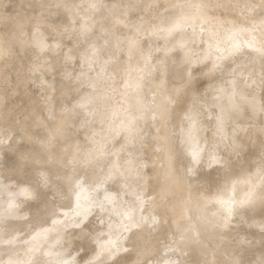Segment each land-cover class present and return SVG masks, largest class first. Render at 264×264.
I'll use <instances>...</instances> for the list:
<instances>
[{
    "label": "rangeland",
    "instance_id": "obj_1",
    "mask_svg": "<svg viewBox=\"0 0 264 264\" xmlns=\"http://www.w3.org/2000/svg\"><path fill=\"white\" fill-rule=\"evenodd\" d=\"M79 1L80 0H46V2L48 3L45 4L43 0H41L38 1L39 3H33L32 5H30L31 7H29V10L26 9V11L22 13V20L20 19L18 21L19 23L25 24L26 27L22 28L21 32L16 36H14V34L10 35L7 40L11 42V45L15 44L16 42L22 50L28 49L33 43V48L35 47L34 49H36L39 53H46L47 44L45 43L43 37L51 36L50 40L52 45L50 46H52V52L57 56L62 55V58L60 60L61 69H63L62 71L69 74V77H67L66 74H60L61 76H64L63 80L65 81V79L69 78L77 83H83L84 90L87 89V87L85 86L86 83H89L88 85L90 86V83L93 82L91 88L95 87L94 89H97L101 92L105 89L107 80L101 81L100 77H96L97 75L93 74V67L89 66L88 64H92L95 61L92 62L90 59L89 61L86 60V63H90H87L86 66L81 65L80 67V69L84 72H78L77 68L74 65L77 59V53L75 52V49L79 48L80 52V49L84 48L85 51L84 49H82L83 51L81 50V52L79 53V55H84V58H90L96 54L101 53L102 47L108 45L107 43L110 42V38L104 37V39H102L101 36H98L99 34H96L97 29L95 28L94 24L96 15L100 14L103 16H109L112 14L113 18L116 20L122 15V12L124 10L127 11L126 15H129V19H122V22L120 23L118 29H115L117 33L116 35L118 45L120 44L119 48L121 49V54L118 56L117 61H123L122 69H124L122 70L123 74L121 73V75L123 76L122 78H126V80L123 79L124 81H126L125 84H123L124 82L119 83L121 86H123V89L118 86L119 84L117 86L118 88H120L119 91L123 90V93H121L124 96H126L125 92L129 94L127 100L125 99L124 102H126V104L127 102L131 101L133 102V104L136 103L137 105L135 109H140V113L137 114V116H134L135 109L128 107V105L126 109H123V106L121 105L122 101L115 100L116 94L113 91H111L112 93L110 91L101 92L96 99L87 100L82 104L83 106L81 107H84L86 109V112H83V114L89 117L88 122V119L86 117H84L85 120L87 119L86 121L83 120L84 118L82 119L83 123L81 122V125L87 122L85 123L86 125L84 124L85 126L83 125L84 128H88L92 121H95L98 118L100 119L102 118V116L114 117L116 115V107H118L119 105L120 109L124 110H122V114L120 113L124 119V122L127 125L133 123L134 127L137 126L131 133L129 128H131L133 124L131 126L128 125V127L130 126L129 128L126 124H124L126 126L123 125L118 133H116L114 136L108 135L103 137L102 140L105 139L106 142V146L104 147V155L109 157L107 159H109L108 161L111 163L107 162V165H110L108 167L107 165L98 167V169L94 173V175L98 177V179H102L103 181H100V184L97 183L99 184L98 188L94 186L95 184L89 183L86 184V186L82 189L81 187H79L81 186V182L78 183V186L76 187L77 191L81 188L78 191L80 197L83 198L85 197L84 195H90L92 197V199H90L92 203H94V205L100 206V204L97 203V200L104 202L105 196L109 198L106 201L108 203L116 201L117 194L120 195L121 199L118 195L117 202L106 206L103 205L100 208L99 206H97L96 208L99 209H94V211H96L94 212L95 214L93 213L94 217L91 220L86 221L80 227V229L74 228L68 230L53 238L50 243L56 245L61 243L62 240L72 236L86 237L85 233L97 230L94 232L96 233L100 231L98 229L106 227L107 231H109L111 235L115 236L114 238H116L117 240L116 241L114 239L112 243L115 242V246L114 244H112L111 246L113 247V249L116 248V250H119L118 256L116 258L121 261V264H128V260L130 259L133 263L130 261L129 264H168L167 262L170 261L169 257H173V259L177 260L174 255H177L182 259H190V261L196 262L197 264H236V262H238V264H244V262H253L254 260L256 261V259L251 260V258H257L258 255H256V252L258 254L259 250L256 248H258L259 246L261 247V244L262 247H264L262 243L264 242V231H262L261 229V237H257V241L260 240L261 243L260 241H255V245L252 244L253 247H250L251 251L253 250L251 257V252L249 250L250 248H246L249 250V252L244 251V245L241 241L242 236L251 233L252 230L247 229L243 225H241L237 220V215L247 207L259 205L262 203L264 204V155L260 159L261 162L259 166H257V164L253 165L250 162L249 158V156L252 155V152L254 153V150L256 149L255 146H258V139L262 140L261 143L264 147V139H262L264 136V72H261L260 75H256L255 77H253L251 74L254 69L257 70L260 67L264 66V0H148L152 3V5L143 9H140L137 6L140 0H88L87 3L90 6V8L88 9L82 7ZM92 9L94 11H92ZM14 13V10L10 9L6 15L11 17L14 15ZM58 13L62 16L61 19H59L60 15ZM28 22L29 25H27ZM73 22L78 25L79 33H77V37L80 43H78L77 46L71 43V40L73 39L72 34H67L61 40L56 37L61 31L65 30L66 32V28L69 29L70 25ZM10 24L11 19H8L5 23L2 24L3 26H0V28H4ZM34 26H37L41 29L36 32L33 29ZM63 27L65 28L64 30ZM112 27V24H105L104 27L102 26L99 29V32L106 33V30L107 32H109ZM96 36L97 38H95ZM173 37H176V41ZM150 39H156V42L149 43ZM86 40H89L90 42L88 41L87 43ZM173 41L175 43H173ZM183 42L190 45V47L192 45V49H189L190 56H188L191 59L189 58L188 64L192 69L194 68L193 72H199V74H196V77L198 78L196 79L195 83L198 88V92L194 96L192 94L193 88H190L187 82H183V85L181 83H174V78L184 70V67L182 64H177L178 66L176 65L174 67L171 64V61L174 56H176L181 50H183L180 48V45L181 43L183 44ZM58 45H60V47ZM126 45H128L129 47H126ZM14 48L16 49V53L13 54L15 57V60L13 61L17 64H14L15 66H13V69L16 70V72L14 71L16 75H24L25 67L28 70H32V72L28 71V73H32V75L30 76L26 84L23 87H20V91L25 97H29V99L33 102L32 103L31 101H29L31 104L36 106L37 104L44 103L47 98L50 99V97L52 96L51 91H47L48 89H51L50 86L53 85L55 80H59L58 75H50L49 71L44 72V67H42L41 69L39 68L40 70L36 71L37 67L34 68V66L37 62L40 61L41 57L33 56L30 61L28 60L27 62L21 63L22 60H20V51L17 47ZM252 53L256 55L259 54L261 56L258 57V59H255L254 56L256 55H252ZM101 55L103 54L101 53ZM114 55L115 53H111L110 55L103 57L98 56V58L101 57L100 59L103 60L99 59L94 63V66L97 67V65L104 62V60L110 61L111 58H114ZM202 55H206L203 57L206 59H203ZM248 56H250L251 62L248 61V63H246ZM200 57L203 59V61L207 60L209 63H203L201 62L202 60L199 61ZM224 58L229 59L225 60L224 62V60H222ZM19 60L20 63L18 65ZM190 60H193L196 65H192V63L194 62ZM189 61L192 63H190ZM196 61L200 63H197ZM210 61L215 62L212 63L215 64L214 66L216 68L213 67V64H211ZM209 64L212 66L211 68ZM206 65L209 66V69L211 70H209L210 72L206 69ZM222 65L223 73L220 71V67L219 71L217 68L218 66L222 67ZM212 68L215 70L217 69V71L213 72L214 70L212 71ZM224 68L226 69L225 71H228L227 73L224 71ZM237 68H243V70L248 68V70H251L249 71L251 73L246 77L244 74L235 75L234 71ZM204 71L205 73L206 71H208L207 73L213 72V74H211L212 76H207L208 78L212 77L211 79H209L210 81L204 78V76L207 75V73L205 75ZM218 72L219 74L220 72L221 74H226L223 76L218 75V77L217 75H215ZM74 73L77 74L76 76L77 78L79 77L78 79L76 78ZM200 73H202L203 75L201 74L200 76ZM7 74L5 77H7ZM202 76L204 80L203 78H201ZM66 81H68V79ZM1 84L3 85V81L0 80V90H2L3 88L5 89L6 86L3 85L4 87L1 88ZM54 84L56 85V82ZM255 87H260V91H257L255 93ZM13 88L17 87H9V89L8 87L6 88L7 94L5 95L4 103L0 106V109L3 111L6 107L11 106L13 108L10 107V110L12 109V111L15 112V114L7 123V128H9V131H4V129L2 128L3 125L0 123V141L5 137H7L8 139L7 142H5L6 144L4 146L7 150L2 152L3 149L0 148V169H2L8 161L10 162V159L13 157V154L17 152V150L26 146L24 145L22 147H19V149L13 147L7 148L12 145L14 137H17L16 133L13 130L14 127H17L18 130L21 128L20 130L23 132L22 134L29 142H33L36 140V137L34 136V129L36 128V126L41 128L46 133L51 131V129L55 127L54 120L51 119L50 121L48 120L50 119V116L47 115L48 118L44 116L47 114V112L42 116L35 111L28 114H25L22 111L17 113L18 109H15V107L20 108L21 105L15 102L14 98L11 97V90H14ZM79 88L80 87H77V91L79 90ZM4 91L5 90L1 91L0 93ZM220 93L221 96L219 95ZM249 94H253L255 96L257 102H253L257 105L258 109H260L258 110L259 114L255 112L253 115L249 112L246 103L248 102L247 96H249ZM32 95L35 96L33 97ZM108 101H111V103L110 105H108L109 107H106L105 105ZM238 104H241L242 107L239 109L236 115H234L235 117L231 119L232 123L229 125L228 121L231 118L230 116H232V112H235L234 108ZM61 105L58 106L60 112L62 111ZM198 105H205L206 107L210 108V111L206 110L207 112L203 111L199 112L198 114L195 113L196 116L193 120H190L184 125H179L178 122L181 121L190 112H194V108H196ZM63 106L64 105H62V107ZM66 107L70 108V106L67 105L65 106V108ZM58 108L57 111H59ZM66 109L63 108V110ZM67 110L69 111V109ZM248 116H250L251 119H247ZM226 121L227 123H225ZM241 123L246 125H248L249 123H254V125L258 124V126L256 128H249V130H247L246 132V135H244L240 140H235L229 135V137H225L226 135L224 134L219 135L222 134V132H226L227 130L232 133V135L237 133L238 131H240L239 124ZM201 124L203 126H201ZM225 124L226 126L228 124V127H223V125ZM23 125H26V127H22ZM27 126L29 127V129H27L26 131V128H28ZM78 127V129L82 128L81 126ZM30 128H32L34 132ZM72 128H74V126ZM78 129L76 126L75 130L73 129V131H71L72 129L70 130V128H68L67 133L69 136L67 135L66 130L63 131H65L66 136H68V138L70 139L72 138L70 135L74 134L76 137V135L80 134V130L79 133L76 132V130L78 131ZM30 130L31 133H29ZM65 133L63 134V136L65 135ZM148 135L149 137L150 135L152 136L150 142H146L144 140ZM79 136H77V138ZM75 137H73L71 140H73ZM49 139H51L48 142L49 144L51 143L50 141L53 142L50 146L48 145V143L45 144L46 150L50 147L57 149L59 142H57L52 137H49ZM211 140L213 143L211 142ZM76 141L78 140L66 144L67 147L66 145L61 146V144L59 143L60 146L58 148L61 147L62 149L63 147L62 151L65 150V152H62L61 149L59 150L60 152L58 151V149H54V152L57 151L58 154L57 152L54 153L52 149H48L46 152H44L45 160L50 161L54 159L53 163L51 164L49 162L50 165L48 163V166L38 170V173H36L34 175V178L32 177V179L38 184L42 183V177H46L48 172L57 169V162L58 164L59 162H63L62 171L67 170L68 168L71 169V167H75L74 173L76 175L83 174L80 178V181L85 182L86 174L84 173L87 172L85 171V169L87 170V168H90L93 163L94 165H98L99 162L101 163L102 159L100 160V157L98 158V155H93L94 157L98 158V160H100L98 162L96 158H94L92 155H89L91 158H93V160H96L92 163L91 161L93 160L88 156L89 153L85 156L88 148L86 147L85 149V146L80 141L75 143V146H73L74 142ZM220 142L221 145H219ZM53 143L55 144V147ZM70 144L72 147H70ZM215 144L217 146H213ZM216 150H219V152L216 153ZM51 151L57 157L53 153H51ZM132 151H134V154H136V156H132ZM193 151L194 155L192 154ZM212 152H215L217 154L216 159L218 160L216 161V163V159L214 160L211 165L212 167L210 166L207 169L199 172L198 167H202L203 161L208 160L207 154H210ZM60 153L64 155H61ZM52 154L53 156H51ZM195 158L196 164L194 163ZM58 159L61 161H59ZM112 159H114L113 162ZM240 159H242V161ZM96 162L98 164H96ZM179 163L182 164V168H180V171H177ZM20 164L21 167L19 169L21 170H14L20 172H17L18 179L20 178L19 180L24 183L29 181V183L27 182V184L32 183L31 180H29L31 179L33 171L31 170L32 165H29L30 167L28 166V169H26L27 165L26 167H22V165H24L23 160L22 162H20ZM90 164L92 165L90 166ZM193 164L195 166L193 171L198 174H206L210 172L208 174L209 176L214 171V169L219 166L220 171L217 174L211 175L212 181L209 183L207 190L197 191L196 193L193 192L194 194L192 195L191 190L189 189L191 180L189 171ZM235 164H239L243 169L246 168L244 169L245 179L243 178V181H241L240 183H237L236 180L240 174H237L236 171H232L231 169V166H235ZM58 170L59 171L56 170L57 172L55 171V173L53 172L54 177L56 176L54 182L64 177V175H62L64 174V172H62L60 169ZM58 172H60V174L62 173L61 177H59L60 174ZM148 172L149 175H147ZM224 175V183L220 184V179ZM0 177L3 178V181L0 185V192L9 194L8 192H6V190H8V187L5 184L6 182H8L6 181L8 177L6 176V174H4V172H0ZM194 177L196 176L193 175V178ZM173 178H175L180 185L178 189L180 194H177V197L175 199L176 201L174 200L173 204L171 205L170 191L173 184ZM63 179H61V184H63L62 187L64 188L65 184L63 182ZM88 179L89 178H87V180ZM139 179H141V181H139ZM130 180H132L133 182H130ZM136 180L138 181L137 183L135 182ZM123 181L126 183V185L123 184ZM119 182H121V185L124 186L122 187L121 185H119ZM244 182L247 183L245 184ZM12 185L14 188H17L14 182ZM52 185L54 184L52 183L46 188L45 195L43 197V203L44 207H51L50 209L52 210H48L51 213L55 211L54 214L56 215L59 203L58 201L56 202V199L54 200L53 198L62 197L63 188L61 189L58 185H54V189H51L50 187ZM75 185H71L73 187L69 186V188L65 187L66 192L67 189L69 190L67 196L69 195V197H71V192H75ZM117 185L119 187L118 190L120 189V192L118 191L119 193L113 194V190ZM70 188L72 189V191ZM52 192L53 194L51 195L50 193ZM143 193L153 196V198L150 201L149 198H146V200H139V196H141ZM74 194L75 195L72 194V196H74L75 198L78 197L77 192ZM124 196H126V198H124ZM74 197L71 198V201L73 202L70 201L69 206H71L70 208L68 207V209L70 210V212L74 211V213L76 214L75 206L77 207V202L79 200H77L76 203L75 201L76 199H79V197L76 198L75 201ZM227 198H230L231 200ZM9 200L11 201V203H13L14 201H18V198ZM153 200L158 201L157 205ZM193 201L194 203H192ZM37 202V199L34 200V203ZM164 202H166V205ZM57 203L58 205H56ZM72 203L74 205H72ZM26 205L27 204H23L21 206L23 207ZM53 208L56 209L53 210ZM66 209H58L62 213L60 215H63V213L65 212L61 220L63 221L64 219H68L66 222L64 220V223H67L66 225L75 226L76 224L74 223H77L78 219L83 221L80 215L77 216L78 213L75 215L74 213L68 212L69 210ZM122 210H126V213L130 211L129 221L123 219L122 215H124L125 212H123ZM59 211L57 212V214H59ZM166 211L168 213H166ZM8 212L12 213V209L9 208ZM37 212L38 209L36 205L30 204L24 208V214L28 216L33 215ZM179 212H182L183 217L179 218L178 220L176 219L178 218L176 217V214ZM66 213H69V215ZM71 215L74 219L68 218L69 216L72 217ZM74 215L76 217H74ZM253 215L254 214H251L249 216L250 218H246L250 220L251 217H254ZM58 216L59 215H57V219L59 220L61 216H59V218ZM111 216H113V220L112 218H110ZM157 217H159V219ZM154 218L159 221L154 220ZM108 219H111V221ZM172 219L175 220V222L171 221ZM107 220L110 221V223L112 221L113 222L111 224H107ZM203 223H205L206 226L204 229H200L199 226H201V224ZM106 228H103L102 230H106ZM0 229L8 232L11 229V225H0ZM190 229H198L197 237L186 239L187 237L185 236V234H188ZM135 233L143 234V237L141 239L142 242H136L132 240L133 234ZM159 235L161 238L155 237ZM213 236H219L221 239L216 243H209L207 244V246L206 243ZM23 237V235L20 236L21 239H23ZM105 237L106 236H103L102 239H104ZM154 238L155 240H157L156 242ZM261 238H263V240H261ZM144 239L146 241L143 243ZM174 239L175 241L172 242ZM183 240L184 242L186 240V243L182 242ZM116 243H118V245ZM153 243L155 245H153ZM173 243L175 244L173 245ZM150 244L155 247H153L152 249V246ZM149 245L151 246V248ZM170 245L171 247H168ZM204 245L205 247H208V249L206 248L207 250H203V252L198 251L200 246ZM210 245L211 247H209ZM2 246L3 244H0V247ZM128 246H131L130 250H127ZM255 246L258 247L254 248ZM260 247L259 249H261ZM239 249H241L239 255L232 256L230 257V259L225 258L224 253H234V251H237ZM169 250H172L173 252H168ZM23 251V248H21L18 252L22 253ZM73 251L74 246L68 245L64 247L60 252H58L54 256V258L50 259L54 261L53 264H62L63 262H60L69 259L72 256ZM148 252H151L152 254H148ZM91 254L90 251L88 252V250L83 249L80 254L74 257L76 264H89L90 261L92 262V264H96L95 254ZM146 254L148 257L146 256ZM46 256H50V254L48 253L46 254ZM101 258L103 257L101 256ZM173 259H171L172 263L177 264L178 260L176 262H173ZM0 264H5V261L1 259Z\"/></svg>",
    "mask_w": 264,
    "mask_h": 264
},
{
    "label": "bare ground",
    "instance_id": "obj_2",
    "mask_svg": "<svg viewBox=\"0 0 264 264\" xmlns=\"http://www.w3.org/2000/svg\"><path fill=\"white\" fill-rule=\"evenodd\" d=\"M38 1H41V0H1L0 1V26H3L2 24L3 23H5L8 19H11V24L10 25H8V26H6V27H4V28H0V80L1 81H3V85L4 86H6L5 87V89L3 88L4 86L2 85L1 86V88H3L2 90H0V92L1 91H3V90H5L4 92H2V93H0V106L4 103V99H5V95L7 94L6 93V88L8 87V89H9V87H17V88H13L14 90H11L12 91V93H11V97H13L14 98V100H15V102H17L18 104H20L21 105V107L20 108H17V107H15V109H18V111H17V113H19L20 111H22L23 113H25V114H28V113H33L34 111L35 112H37L39 115H44V113H46L47 112V114L46 115H44V116H46L47 117V115L48 116H50L49 118L50 119H48V120H50L51 121V119H53L54 120V122H55V127L53 128V129H51V131H49V132H44L41 128H39L38 126H36V128L34 129V127H33V129H34V131H33V129L32 128H30L34 133H35V137H36V142L35 141H33V142H29L27 139H25V137H24V135L22 134L23 132L19 129L18 130V128L17 127H14V132L16 133V136L17 137H14V140H13V143H12V145H10L9 147H7V148H18L19 149V147H22V146H24V145H26L24 148H20L19 150H17V152L15 153V154H13V157L10 159V162L8 161L6 164H5V166L2 168V169H0V172L2 173V172H4V174H6V176L8 177V179L6 180V181H8V182H6L5 184H6V186L8 187V190H6V192H8L9 194H4V193H1L0 192V225H4V224H7V225H11V229L7 232V231H4V230H1L0 229V244H3V246L2 247H0V260L1 259H3L4 261H5V264H53V260L52 259H50V258H54V256L58 253V252H60L64 247H66V246H68V245H71V246H74V251H73V253H72V256L69 258V259H67V260H65V261H61L60 263H62V264H76V262H75V259H74V257L75 256H77L78 254H80L81 252H82V250L83 249H86V250H88V252L90 251V254L92 253H94L95 254V258H96V256H97V253H100L101 251H102V249H105V250H108V248H110V249H113V247L111 246L112 244H114V246H115V242L114 243H112L113 242V240L115 239L116 240V238H114L115 236H113V235H111L110 233H109V231H107V228L106 227H103L104 229L106 228V230H102L103 228H100V229H98V230H100V231H98V232H96V233H94L95 231H97V230H95V231H90V232H87V233H85V235H86V237L85 236H80V237H74V236H72V237H69V238H67V239H64V240H62V242L61 243H59V244H56V245H53V244H51L50 242L52 241V239L53 238H55L56 236H58V235H60V234H62V233H64V232H66V231H68V230H71V229H74V228H78V229H80V227L86 222V221H88V220H91L94 216H93V213L94 212H96V211H94V209H99L100 207H101V202L102 201H99V200H97V203L98 204H100V206L99 205H94V203H92V201H91V199H92V197L90 196V195H84L85 197H80V194L78 193V191L82 188H84L85 186H86V184H95L94 186H96V188H98L99 187V184H100V181H103L102 179H98V177H96L95 175H94V173H95V171L98 169V167H102V166H106L107 165V162L108 163H111V162H109L108 160L109 159H107V158H109V157H107V156H105L104 155V151H105V149H104V147L106 146V142H105V139H103L102 140V138L103 137H105V136H108V135H111V136H114L116 133H118V131L120 130V128L124 125V124H126L125 122H124V119H123V117H122V110L123 109H126V107H127V105H128V107H130V108H136V103H134L133 104V102L131 101V102H127V104H126V102H124V100L126 99L127 100V98H128V95L129 94H127V92H125L126 94V96H124L122 93V89H123V86H121L119 83H122V82H124L123 84H125V82L126 81H124V80H126V78H122L123 76L121 75V73H122V70L124 69H122V67H123V64H122V62H119V61H117V58H118V56L121 54V49L119 48L120 47V44L118 45V40H117V33H116V30L115 29H118V27H119V25H120V23L122 22V19L123 20H126V19H129V15L127 14L126 15V13H127V11H123L122 12V15L118 18V19H114L113 18V15L111 14V15H107V16H103V15H96V19H95V21H94V24H95V28L97 29L96 31V34H99L98 36H101V38L102 39H104V37H109L110 38V42L109 43H107L108 45H106L105 47H102V49H101V53L103 54V55H101V53H99V54H96V55H94L93 57H90V58H88V57H86V58H84L82 55H79V53L81 52V50L82 49H84V48H82V49H80V52H79V48L78 49H75V52L77 53V59H76V62H75V67L77 68V70H78V72H80V73H83L84 71H82L81 69H80V67H81V65H85L86 66V64L87 63H90V62H87L86 63V60L87 61H89V59L93 62V61H98L101 57H103V56H108V55H110L111 53H115V55H114V58H111L110 59V61H108V60H104V62H106V63H104V62H102V63H100L99 65H97V67H95L94 66V63H90V64H88L89 66H91V67H93V74L94 75H97L96 77H100V80L102 81H106L107 80V82H106V86H105V89L103 90V91H101V92H104V91H113L115 94H116V96H115V100L117 101V100H121L122 102H121V105L123 106V109H120V105L118 106V107H116V115L114 116V117H112V116H102V118H98V119H96L95 121H92V123L88 126V128H84V126L86 125L85 123H87L88 121H89V117L87 116V115H84L83 114V112L85 113L86 112V109L84 108V107H81V106H83L82 104L85 102V101H87V100H93V99H96L97 98V96L101 93L99 90H97V89H94L95 87H92L91 88V85H92V83L93 82H91L90 83V86L86 83L85 84V86L87 87V89H85L84 90V85H83V83H77V82H75V81H73V80H71V79H69V78H67L68 79V81H66L67 79H65V81L63 80V77L64 76H61L60 74H66L67 75V77H69L68 75V73H66V72H64V71H62L63 69H61V63H60V60H61V58H62V55H60V56H57L55 53H53L52 52V46H50V45H52L51 44V36H45V37H43V39H44V41H45V43L47 44V46H46V53H39L36 49H34L33 48V43L31 44V46L28 48V49H26V50H22L18 45H17V43L15 42V44H13V45H11V42H9L8 40H7V38L10 36V35H13L14 34V36H16V35H18L20 32H21V30H22V28H24V27H26V25L25 24H22V23H19L18 21L21 19V17H22V13L23 12H25L26 11V9L27 10H29V7H31L30 5H32L33 3H37ZM134 1V0H133ZM229 1V0H228ZM43 2L45 3V4H47L48 2H46V0L44 1L43 0ZM88 2V0H80L79 1V3H80V5L82 6V7H85V9H88V8H90V6H89V4L87 3ZM39 3V2H38ZM62 3H64V2H62ZM66 3H68V2H66ZM78 3V4H79ZM50 4V3H49ZM37 5V4H36ZM57 5V4H56ZM105 5V4H104ZM152 5V3L150 2V1H148V0H140L139 2H138V7L140 8V9H143V8H147V7H150ZM72 6V5H71ZM77 6V5H76ZM130 6V5H129ZM233 6H234V4H233ZM49 7V6H48ZM95 7V6H94ZM60 8H62V7H60ZM138 8V9H139ZM10 9H13L14 10V15L13 16H11V17H9L8 15H6L8 12H9V10ZM66 9V8H65ZM151 9V8H150ZM31 10H33V9H31ZM70 10V9H69ZM77 10V9H76ZM107 10V9H106ZM59 11V10H58ZM86 11H89V10H86ZM92 11H94L93 9H92ZM97 11V10H96ZM168 12V11H167ZM98 13V12H97ZM59 14V13H58ZM57 14V15H58ZM68 14V13H67ZM130 14V13H129ZM183 14V13H182ZM25 15V14H24ZM60 15V14H59ZM64 15V14H63ZM132 15V14H131ZM130 15V16H131ZM56 16V15H55ZM66 16V15H65ZM94 16V15H93ZM92 16V17H93ZM135 16V15H134ZM9 17V18H8ZM29 17V16H28ZM27 17V18H28ZM61 15H60V18L59 19H61ZM54 18V17H53ZM70 18V17H69ZM58 19V20H59ZM68 19V18H67ZM22 20V19H21ZM23 20H24V18H23ZM62 20H63V18H62ZM71 20V19H70ZM27 21V20H26ZM29 21V20H28ZM24 22V21H23ZM123 22H125V21H123ZM237 22V21H236ZM51 23V22H50ZM56 23H57V18H56ZM181 23V22H180ZM105 24H112L113 25V27H112V29L109 31V32H107V30H106V33H104V32H99V29L103 26L104 27V25ZM168 24V23H167ZM27 25H29V22L27 23ZM69 25V24H68ZM85 25V24H84ZM87 26H89V25H87ZM85 28V27H84ZM33 29H34V31H36V32H38L39 31V29H41V28H38L37 26H34L33 27ZM65 28L63 27V30H64ZM67 30H66V32H65V30L64 31H61L60 33H59V35L58 36H56L58 39H63V37H65L67 34H72L73 35V39L71 40V43H73L74 45H76L77 46V44L78 43H80V41H79V39H78V34L77 33H79L78 32V25L76 24V23H72L71 25H70V27H69V29L68 28H66ZM46 30H47V28H46ZM24 31V30H23ZM22 31V32H23ZM35 33V32H34ZM49 33V32H48ZM47 33V34H48ZM53 33V32H52ZM56 33V32H55ZM161 33V32H160ZM119 36V35H118ZM54 37V36H53ZM55 37V38H56ZM150 37V36H149ZM95 38H97V36L95 37ZM174 38V40H175V38L176 37H173ZM173 38H172V40H173ZM65 39V38H64ZM126 40V39H125ZM59 41V40H58ZM85 41V40H84ZM89 41V40H88ZM88 41L86 40V42L88 43ZM127 41V40H126ZM176 41V40H175ZM32 42V41H31ZM40 42V41H39ZM61 42V41H60ZM90 42V41H89ZM151 42H156V39H150V41H149V43H151ZM173 43H175L174 41H173ZM190 44V43H189ZM36 45V44H35ZM61 45V44H60ZM60 45H58L59 47H60ZM130 45V44H129ZM176 45V44H175ZM56 46V45H55ZM14 47H17L18 49H19V51H20V60H22L21 61V63L23 62H27L28 60L30 61L32 58H33V56H37V57H41L40 58V61L39 62H37L36 63V65L34 66V68L35 67H37L36 68V71H39L42 67H44V69L43 70H45L44 72H46V71H49V74L50 75H54V74H56V75H58V78H59V80H55L54 81V83L56 82V85L53 83V85H54V87H53V85H51L50 87H51V89H48V91L47 92H50L51 91V97H50V99H46V101L44 102V103H42V104H37L36 106L35 105H33V104H31L29 101H31L30 99H29V97H25L24 95H23V93L20 91V87H23L25 84H26V82L28 81V79L30 78V76L32 75V73L30 74V73H28V71H30V72H32V70H28L26 67L24 68L25 70V73L24 72H22V73H24V75H16V70L15 69H13L14 67L13 66H15L14 64L16 63V62H14L13 60H15L14 58V55L13 54H15L16 53V49L14 48ZM58 47V48H59ZM126 47H129L128 45H126ZM41 48V47H40ZM180 48L181 49H183V50H179L180 52H179V54H177L176 56H174L173 57V59H172V61H171V64L175 67L177 64H182L183 65V67H184V70L178 75V76H176L175 78H174V83H183V82H187L188 84H189V86H190V88H193V91H192V94H193V96L195 95V94H197V86L195 85V83H196V79L198 78V77H196V74H199V72H196L195 73V71L193 72V69L191 68V66L188 64V60H189V56H190V54H189V49L191 48L192 49V45H191V47H190V45H188L187 43H184L183 42V44L181 43V45H180ZM234 49V48H233ZM83 51V50H82ZM84 51H85V49H84ZM44 52V51H43ZM191 52V51H190ZM129 53V52H128ZM229 53V52H228ZM255 53V52H254ZM72 54V53H71ZM126 54V53H125ZM74 55V54H73ZM189 55V56H188ZM226 55H229V54H226ZM225 55V56H226ZM252 55H256V54H253L252 53ZM64 56V55H63ZM92 56V55H91ZM98 56H101V57H99L98 58ZM204 56H206V55H204ZM203 55H202V58L204 57ZM232 56V55H231ZM261 55H259V54H257L256 56H254L255 57V59H258V57H260ZM74 57V56H73ZM253 57V58H254ZM201 57H200V59H199V61L200 60H202L201 62H206L207 64L209 63L207 60L205 61H203V59H206V58H203L202 59ZM226 58V57H225ZM222 59V60H224V62H225V60H228V59ZM231 58V57H230ZM252 58V57H251ZM191 59V58H190ZM254 59V60H255ZM20 60H19V62H18V65H19V63H20ZM100 60H103V59H100ZM17 61H18V59H17ZM190 61H192V62H194L193 60H190ZM189 61V62H190ZM245 61V60H244ZM248 61H250L251 62V59H250V56H248V58H247V60H246V63H248ZM13 62V63H12ZM192 62H190V63H192ZM197 63H200V62H198V61H196ZM211 62V61H210ZM213 63H215L214 61H212ZM211 62V64H213ZM64 63V62H63ZM195 63V62H194ZM194 63H192V65H196V63L194 64ZM205 63V64H206ZM223 63V62H222ZM221 63V64H222ZM17 64V63H16ZM226 64H227V62H226ZM24 65V64H23ZM215 64H213V67L214 68H216L215 66H214ZM238 65V64H237ZM236 65V66H237ZM22 66V65H21ZM178 66V65H177ZM190 66V67H189ZM209 66H210V68L212 67L210 64H209ZM209 66L208 65H206V69L209 71L210 69H209ZM227 66V65H226ZM208 67V68H207ZM219 67L221 68V72L223 71V65H222V67L221 66H218L217 68H218V71H219ZM238 67V66H237ZM29 68V67H28ZM40 68V69H39ZM225 68H227V67H225ZM224 68V71L226 70ZM229 68V67H228ZM22 69V68H21ZM75 69V68H74ZM231 69V68H230ZM214 70V71H213ZM11 71V72H10ZM15 71V72H14ZM23 71V70H22ZM71 71V70H70ZM75 71V70H74ZM208 71H206V73L208 72ZM211 71V70H210ZM209 71V72H210ZM212 71L213 72H216L217 71V69L215 70V69H213L212 68ZM249 71H251V70H248V68L247 69H244L243 70V68H237L235 71H234V74L235 75H241V74H244L245 75V77L248 75H250V73L251 72H249ZM257 71H259V72H257ZM87 72V71H86ZM213 72L212 73H207V75H206V73H205V71H204V73H205V75L206 76H204V78L205 79H211L212 77H210V78H208L209 76L208 75H211V74H213ZM221 72H220V74H219V72L217 73V74H215V75H221V76H223V75H225L228 71H225L226 73H224V74H221ZM261 72L263 73L264 72V66H262V67H260L259 69H257V70H253L252 71V76L253 77H255L256 75L258 76V75H260L261 74ZM8 73V74H7ZM11 73V74H10ZM21 73V72H20ZM79 73V74H80ZM88 73V72H87ZM203 73V72H202ZM202 73H200V76H201V74ZM223 73V72H222ZM6 74H7V77H5L6 76ZM123 74V73H122ZM42 75V74H41ZM74 75L76 76L77 74H75L74 73ZM90 75V74H89ZM203 75V74H202ZM36 76V75H35ZM61 76V77H60ZM120 76V77H119ZM208 76V77H207ZM212 76V75H211ZM227 76V75H226ZM66 77V76H65ZM91 77V76H90ZM119 77V78H118ZM216 77V76H215ZM219 77V76H218ZM73 78H74V76H73ZM76 78H77V76H76ZM79 78V77H78ZM77 78V79H78ZM93 78V77H92ZM118 78V79H117ZM122 78V79H121ZM201 78H203V76L201 77ZM200 78V79H201ZM204 78H203V80H204ZM43 79V78H42ZM57 79V78H56ZM124 79V80H123ZM130 79V78H129ZM214 79V78H213ZM92 80V79H91ZM121 80H123V81H121ZM202 80V79H201ZM247 80V79H246ZM43 81V80H42ZM121 81V82H120ZM210 81V80H209ZM212 81V80H211ZM221 81V80H220ZM5 82V83H4ZM41 82V81H40ZM43 83H45V82H43ZM208 83V82H207ZM220 83V82H219ZM119 84V85H118ZM250 84V83H249ZM255 84V83H254ZM45 85V84H44ZM47 85V84H46ZM100 85V84H99ZM104 85V84H103ZM120 86V88H122L121 90L122 91H119V89L120 88H118V86ZM176 85V84H175ZM183 85V84H182ZM125 86V85H124ZM262 86H263V84H262ZM53 87V88H52ZM77 87H80L79 88V90L77 91ZM85 87V88H86ZM180 88V87H179ZM260 88V87H259ZM259 88H257V87H255V93L258 91H260V89ZM42 89V88H41ZM263 89V88H262ZM44 90V89H43ZM101 90V89H100ZM167 90V89H166ZM190 90H192V89H190ZM42 92H44V91H42ZM122 92V93H121ZM112 93V92H111ZM222 93V92H221ZM221 93L219 94L220 96H221ZM227 93H228V89H227ZM191 94V95H192ZM86 95V96H85ZM109 95V94H108ZM114 95V94H113ZM225 95H226V92H225ZM33 96V95H32ZM35 96V95H34ZM33 96V97H34ZM109 97V96H108ZM114 100V101H115ZM201 101H203V100H201ZM247 101L248 102H246L247 103V108H248V110H249V112L251 113V114H253L254 115V113L256 112L257 114H259L258 113V110H260V109H258V107H257V105L255 104L256 102H257V100L255 99V96L253 95V94H249V96H247ZM255 103H254V102ZM32 102V101H31ZM120 102V101H119ZM22 103H23V105H22ZM33 103V102H32ZM105 103V102H104ZM110 103H111V101H108L107 102V104L105 105L106 107H109L108 105H110ZM64 105L63 107H62V105ZM114 104V103H113ZM217 104V103H216ZM59 105H61V108H62V111L60 112V109L58 108V106ZM70 106V108L69 107H66L67 109H69V111L65 108V106ZM10 107L11 106H8V107H6L5 108V110L3 111V110H1L0 109V123L3 125V129H4V131H9V128H7V123L9 122V120L12 118V116L15 114V112H13L12 111V109L10 110ZM242 106H241V104H238V105H236V107L234 108L235 110V112H232V116H230L231 118L229 119V121H228V123H229V125L232 123V121H231V119L232 118H234L235 116L234 115H236V113L239 111V109L241 108ZM11 108H13V107H11ZM57 108H58V110L59 111H57ZM63 108L64 109H66V110H63ZM119 108V109H118ZM195 110H193L194 112H190L189 114H187L181 121H179L178 123H179V125H184V124H186L187 122H189L190 120H193L194 119V117L196 116L195 115V113L196 114H198L199 112H203V111H206V110H209L210 111V108L209 107H206L205 105H198L196 108H194ZM14 110V109H13ZM66 111V112H65ZM124 111V110H123ZM207 112V111H206ZM51 113V114H50ZM121 113V114H120ZM140 113V109H135V112H134V116L136 115L137 116V114H139ZM191 113H193V114H191ZM201 114V113H200ZM82 117H81V116ZM78 116H79V118H78ZM84 117H86L87 119V122H85L83 125H81V122L83 123V120H85V118ZM112 117V118H111ZM48 118V117H47ZM84 118V119H83ZM126 118V117H125ZM152 118V117H151ZM251 119V117L250 116H248L247 117V119ZM261 118V117H260ZM83 119V120H82ZM82 120V121H81ZM85 120V121H86ZM227 121L225 122V123H227ZM80 122V123H79ZM130 123V122H129ZM133 123H131V124H128V125H132ZM222 124H223V122H222ZM31 125V124H30ZM127 125V124H126ZM126 125H124V126H126ZM128 125H127V127H128ZM263 125V124H262ZM26 127V125H23L22 127ZM32 126V125H31ZM74 126V128H72ZM75 126L77 127V129L79 128L78 126H81L82 128L81 129H78V131L76 130V132H78L79 133V130H80V136L79 135H76V137H75V135L74 134H72L71 133V131H73V129L75 130ZM129 126V127H130ZM201 126H203L202 124H201ZM239 126H240V131H238L237 133H235V134H233L232 135V133H230L228 130L226 131V132H222V134H219V135H226L225 137H227L228 135L230 136V137H232L233 139H235V140H240L244 135H246V132H247V130H249V128H256L257 126H258V124H255L254 125V123H249L248 125H246V124H243V123H241V124H239ZM24 127V128H25ZM28 127V126H27ZM128 127V128H129ZM135 127H137V126H135ZM135 127H134V124L131 126V128H129L130 129V132L132 133V131L133 130H135ZM223 127H228V124H227V126H226V124L225 125H223ZM223 127H222V129H223ZM68 128H70V133L72 134V135H74V136H72V135H70L72 138L73 137H75L73 140H71L72 138H68V133H67V131H68ZM127 128V129H128ZM200 128H203V127H200ZM205 128V127H204ZM23 129V128H22ZM27 129H29V127L28 128H26V131H27ZM125 129V128H124ZM208 129V128H207ZM12 130V131H13ZM31 130H30V132L29 133H31ZM63 130H66V133H67V135L68 136H66V133H65V131H63ZM82 130V131H81ZM75 132V131H74ZM121 132V131H120ZM128 132V131H127ZM19 133V134H18ZM33 133V134H34ZM65 133V135L63 136V134ZM78 133H75V134H78ZM127 134V133H126ZM125 134V135H126ZM128 135H130V134H128ZM264 135V134H263ZM262 135V136H263ZM77 136H79L78 138H77ZM228 136V137H229ZM261 136V137H262ZM49 137H52L53 139H55L57 142H59L60 144H61V146H65L66 144H69L70 142L72 143L73 141H75V140H78V141H76V142H74V145L73 146H75V143H77V142H81L85 147V149H86V147L88 148V150H89V152H88V150L86 151V153H85V156L88 154V156L89 155H98V158L100 157V160H101V163L99 162L100 160H98V158H96V157H94V158H96V160H98V162H99V164L96 162V164H98V165H94V161H96V160H93V158H91L90 156V158L93 160V161H91L92 163H93V165L92 164H90V168H87V170L85 169V171H87L86 173H84V174H86V180H85V182H82V181H80V178H81V176L83 175V174H81V175H76L74 172H75V167H71V169L70 168H68L67 170H63L62 171V164H63V162H59V164H58V162L56 163L57 164V169H55L54 171H51V172H48V174H47V176L46 177H42V183H40V184H42V185H40V184H38L36 181H34L33 179H32V177L34 178V175L36 174V173H38V170H40V169H43L44 167H46V166H48V163L50 162L51 164L53 163V160H50V161H46L45 160V157H44V152H46L48 149H52V151L54 152V149L55 148H48L47 150H46V147H45V144L46 143H48L49 142V140H51V139H49ZM62 137H63V139H62ZM67 137V138H66ZM128 137V136H127ZM151 135H150V137H149V135L147 136V138L146 139H144L146 142H150V140H151ZM224 137V138H225ZM126 138V137H125ZM165 138V137H164ZM163 138V139H164ZM131 139V138H130ZM262 139H264V136H263V138ZM7 137H5V138H3L1 141H0V148L1 149H3L2 150V152L3 151H5V150H7L4 146H5V142H7ZM221 141V140H220ZM256 141H257V139H256ZM256 141H255V143H256ZM261 141L262 140H259L258 139V146L256 147L255 146V150H254V153L252 152V155H250L249 156V158H250V162L254 165V164H257V166H259L260 165V162H261V158L263 157V155H264V147H263V144L261 143ZM51 143L49 144L48 143V145L50 146L51 144H52V142L53 141H50ZM56 142V143H57ZM211 142H212V140H211ZM219 142V141H218ZM218 142H217V145H218ZM55 143V142H54ZM53 143V144H54ZM58 143V147L60 146V144ZM213 143V142H212ZM264 143V142H263ZM176 144V143H175ZM224 144V143H223ZM48 145H47V147H48ZM87 145V146H86ZM216 144L215 145H213V146H217ZM219 145H221V142H220V144ZM256 145H257V143H256ZM53 146V145H52ZM56 146H57V144H56ZM69 146V145H68ZM175 146H177V145H175ZM211 146V145H210ZM210 146H209V149H210ZM54 147H55V144H54ZM57 147V149H58V151L61 149V147L60 148H58ZM66 147H67V145H66ZM70 147H72L71 146V144H70ZM83 147V146H82ZM69 148V147H68ZM217 148V147H216ZM221 148V147H220ZM57 149H55V150H57ZM62 149H63V147H62ZM62 149H61V151H62ZM64 149H65V147H64ZM67 149V148H66ZM83 149V148H82ZM84 150V149H83ZM181 150V149H180ZM51 151V153H53ZM64 152H65V150H63ZM62 151V152H63ZM110 151V150H109ZM217 152L216 153H218L219 152V150H216ZM55 152H57V151H55ZM54 152V153H55ZM60 152V151H59ZM84 152V151H83ZM168 152V151H167ZM171 152H172V149H171ZM53 153V154H54ZM96 153V154H95ZM133 153V155L132 156H136V154H134V151H132L131 152V154ZM215 152H212V153H210V154H207V161H203V163H202V167H201V165H200V167L201 168H199L198 167V171L200 172V171H203V170H205V169H207L208 167H210L211 165H212V163L214 162V160L216 159V154ZM48 154V153H47ZM53 154L51 155V156H53ZM57 154H58V152H57ZM61 154V153H60ZM65 154H68V153H65ZM172 154V153H171ZM176 154V153H175ZM192 154L194 155V151L192 152ZM240 154V153H239ZM55 155V154H54ZM61 155H64V154H61ZM60 155V156H61ZM84 155V154H83ZM206 155V154H205ZM56 156V155H55ZM54 156V157H55ZM68 156V155H67ZM70 156V155H69ZM176 156V155H175ZM203 156V155H202ZM54 157H52V158H54ZM57 157V156H56ZM65 157H66V155H65ZM129 157H131V156H129ZM61 158H63V157H61ZM87 158V157H86ZM219 158V157H218ZM225 158V157H224ZM22 160H23V163H24V165H22V167L23 166H25L26 167V165H27V168L26 169H28V166L29 165H32L31 166V170H33L32 171V175H31V179H29V180H31V182L32 183H30V184H27V182L29 183V181H27L26 183H24V182H22V181H20L19 179H18V174H17V172H19V171H14L15 169H17V170H21V169H19L21 166V164H20V162H22ZM59 160V159H58ZM205 160V159H204ZM218 159H216L215 160V163H216V161H217ZM241 161H242V159H240ZM260 160V161H259ZM44 161H45V163L47 164H45L44 163ZM52 161V162H51ZM59 161H61V160H59ZM90 161V160H89ZM114 161V159H112V162ZM169 161V160H168ZM221 161V160H220ZM219 161V162H220ZM240 161V162H241ZM0 162H1V160H0ZM27 162V163H26ZM91 162H89V163H91ZM104 162H105V164H104ZM239 162V163H240ZM26 163V164H25ZM50 163H49V165H50ZM194 163L196 164V158H195V160H194ZM198 163V162H197ZM250 164V163H249ZM181 163H179L178 164V168H177V171H180V168H182L181 167ZM216 165V164H215ZM214 165V166H215ZM228 165V164H227ZM108 166H110V165H107V167ZM30 167V166H29ZM176 167H177V165H176ZM194 164L192 165V167H191V169H190V171H189V175L191 176V180H190V184H189V189L191 190V193H192V195L194 194V193H196L197 191H205V190H207L208 189V186H209V183L212 181V178H211V175H214V174H217V173H219V167H216L215 169H214V171L208 176V174L210 173H206V174H198V173H195V171H193L194 170ZM212 167V166H211ZM232 168V171H236L237 172V174H240L239 176H238V178L236 179L237 180V183H240L241 181H243V178H244V176H245V170L244 169H246V168H242L239 164H235V166L233 165V166H231ZM245 167V166H244ZM104 168V167H103ZM58 169H60L62 172H64V174H62V175H64V179L63 178H61V179H63V182H64V184L66 185H64V188L62 187V185L63 184H61V179L60 180H57V181H55L54 182V180L56 179V176L54 177V173H55V171L57 170V171H59ZM30 170V171H31ZM175 170V169H174ZM223 170V169H222ZM49 171V170H48ZM56 171V172H57ZM60 171V172H61ZM114 171V170H113ZM225 171V170H224ZM231 171V172H232ZM12 174H11V173ZM24 172V171H23ZM54 172V173H53ZM60 172H58L59 174H60ZM223 172V171H222ZM227 172V171H226ZM20 173V172H19ZM22 173V172H21ZM57 173V174H58ZM66 173V174H65ZM228 173V172H227ZM234 173V172H233ZM244 173V174H243ZM9 174V175H8ZM25 174V173H24ZM56 174V175H57ZM61 174L59 175V177H61ZM22 175V174H21ZM147 175H149V172L147 173ZM165 175V174H164ZM193 175H195L196 177H194L193 178ZM254 175H255V173H254ZM58 176V175H57ZM22 177V176H21ZM94 177H95V179H94ZM147 177V176H146ZM87 178H89L88 180H87ZM162 178H164V177H162ZM227 178V177H226ZM23 179V178H22ZM224 179H225V175L224 176H222V178L220 179V184H223L224 183ZM245 179V178H244ZM33 180V181H32ZM166 180V179H165ZM169 180V179H168ZM258 180H259V178H258ZM2 181H3V178H1L0 177V185H1V183H2ZM132 180H130V182H131ZM139 181H141V179H139ZM245 181V180H244ZM13 182L15 183V185H16V187L17 188H14L13 187ZM20 182V183H19ZM81 182V183H80ZM124 182V181H123ZM133 182V181H132ZM136 183L138 182L137 180L135 181ZM134 182V183H135ZM183 182V181H182ZM54 184V185H58L61 189L63 188V192H62V197H55V198H53L56 202L58 201V203H59V205H58V203L56 204V205H58V209L59 210H62V209H66V207H67V209H68V207L70 208V206H69V204H70V201H71V198H73L74 196H72V194L73 195H75L74 193H76L77 192V195H78V197H79V199H76V198H78V197H74V201H75V199H76V201H75V203L77 202V200H79L78 202H77V207L75 206V208H76V214H77V216L78 215H80V217H82L81 219H83V221L82 220H80V219H78V221H77V223H79V224H77V223H74V224H76L75 226H73V225H66L67 223H64V218L65 217H67L68 215H69V213H66V214H68L67 216H65L63 219V221L61 220V218H62V216L64 215V213H63V215H60V214H62L61 213V211H59L58 209H57V212L59 211V214H57V212H56V215L54 214L55 213V211L53 212V213H51L50 211L52 210V209H50V208H47V207H44V203H43V197H44V195H45V191H46V188L50 185V184ZM78 183H80V185L81 186H79V187H81L78 191H77V189H76V187L78 186L77 184ZM97 183H99V184H97ZM103 183V182H102ZM120 184L119 185H121V182H119ZM245 183V182H244ZM247 183V182H246ZM245 183V184H246ZM76 184V185H75ZM123 184H125L126 185V183L124 182ZM54 185H52L50 188L51 189H54ZM71 185H75V192L74 193H72L71 192V194H70V196L71 197H69V195L67 196V193H68V189H67V192L65 191L66 189H65V187L67 188H69V186H71ZM163 185H164V183H163ZM122 186V185H121ZM124 186V185H123ZM122 186V187H123ZM138 186V185H137ZM179 183H178V181L175 179V178H173V184H172V188H171V191H170V199H171V205L173 204V202H174V200L176 199V197H177V194H180L179 193V191H178V189H179ZM71 187H73V186H71ZM165 187V186H164ZM118 185L116 186V188L113 190V194H117V193H119L120 192V189L118 190ZM232 188V187H231ZM255 188V187H254ZM253 188V189H254ZM258 188V187H257ZM71 189V188H70ZM235 189V188H234ZM74 190V189H73ZM99 190V189H98ZM251 190V189H250ZM71 191H72V189H71ZM119 191V192H118ZM144 191V190H143ZM164 191V190H163ZM194 192V193H193ZM154 193V192H153ZM234 193V192H233ZM255 193V192H254ZM51 195L53 194V192L52 193H50ZM7 195V196H6ZM76 195V196H77ZM118 195L119 194H117V200H118ZM159 195V194H158ZM119 197H120V195H119ZM163 197V196H162ZM161 197V198H162ZM168 197V196H167ZM15 198H18V201H14L13 203H11V201L9 200V199H15ZM81 198V199H80ZM91 198V199H90ZM124 198H126V196H124ZM123 198V199H124ZM146 198H149V201L153 198V196H150V195H146V194H142L141 196H139V200H146ZM164 198V197H163ZM214 198V197H213ZM38 200V202L37 203H34V200ZM120 199H121V197H120ZM119 199V200H120ZM190 199V198H189ZM227 199H230V198H227ZM52 200V199H51ZM73 200V199H72ZM117 200L116 201H114V202H110V203H108V202H106V201H104L103 202V205L104 206H106V205H110V204H113V203H115V202H117ZM125 200H127V199H125ZM213 200H215V199H213ZM224 200V199H223ZM231 200V199H230ZM54 201V202H55ZM154 201V203L157 205V203H158V201H155V200H153ZM176 201V200H175ZM226 201V200H225ZM237 201V200H236ZM248 201H249V199H248ZM257 201V200H256ZM55 202V203H56ZM71 202H73V201H71ZM139 202V201H138ZM144 202V201H143ZM162 202V201H161ZM222 202V201H221ZM22 203V204H21ZM150 203V202H149ZM165 203V205H166V202H164ZM192 203H194V201L192 202ZM258 203V202H257ZM260 203V202H259ZM262 203V202H261ZM23 205V204H27L26 206H28V205H30V204H32V205H36V207H37V209H38V212L37 213H35V214H33V215H30V216H28V215H26V214H24V208L26 207V206H21V205ZM152 204V203H151ZM185 204V203H184ZM211 204V203H210ZM38 205V206H37ZM72 205H74L73 203H72ZM141 205H143V204H141ZM161 205V204H160ZM191 205V204H190ZM194 205V204H193ZM192 205V206H193ZM97 206H99V208H96ZM155 206V205H154ZM162 206V205H161ZM52 207H53V205H52ZM57 207V206H56ZM74 207V206H73ZM157 207V206H156ZM159 207V206H158ZM12 209V213H10V212H8V209ZM75 208H73V209H75ZM183 208H185V207H183ZM50 211H49V210ZM54 209H56V208H53V210ZM66 209V210H67ZM125 209V208H124ZM123 209V210H124ZM127 209H129V208H127ZM69 210V209H68ZM122 210V211H123ZM165 210H166V208H165ZM170 210V209H169ZM228 210H230V209H228ZM126 211V210H125ZM125 211H123V212H125ZM128 211V210H127ZM168 211V210H167ZM166 211V213H168ZM172 211V210H171ZM191 211V210H190ZM67 212V211H66ZM68 212H70V210L68 211ZM229 212V211H228ZM70 213H74V211H72V212H70ZM173 213V212H172ZM230 213V212H229ZM65 214V215H66ZM75 214V213H74ZM75 214V215H76ZM95 214V213H94ZM227 214V213H226ZM251 214H254L253 216V218L251 217V219L250 220H248L246 217H249ZM57 215H59V216H61L60 218H59V216H58V218H59V220L57 219ZM74 215V217H76ZM136 215V214H135ZM172 215V214H171ZM56 216V217H55ZM72 216V215H71ZM123 216V219H125V220H130V211H128L127 213L125 212L124 213V215H122ZM169 216V215H168ZM79 217V218H80ZM113 216H111L110 218H112ZM176 217H178V218H176V219H178L179 220V218H181V217H183V214H182V212H179V213H177L176 214ZM69 219L71 218H73V216L72 217H68ZM158 219H159V217H157ZM250 218V217H249ZM74 219V218H73ZM114 218H112V220H113ZM169 219V218H168ZM68 219H66L65 220V222L67 221ZM108 220H110L111 221V219H108ZM107 220V221H108ZM154 220H157L156 218H154ZM170 220V219H169ZM237 220H238V222L241 224V225H243L245 228H247V229H251L252 230V232L251 233H249V234H247V235H244V236H242V243H243V245H244V247H243V249H244V251H248L249 252V250H250V252H251V257H252V252H253V250L251 251V246H252V244H254V242L255 241H257V237H259L260 235H261V233H260V231H261V229H262V231H264L263 229H264V204L262 203V204H259V205H254V206H250V207H247V208H245L242 212H240L238 215H237ZM81 221V222H80ZM110 221H108L107 222V224H111L110 223ZM157 221H159V220H157ZM171 221H174L175 222V220H171ZM76 222V221H75ZM169 222V221H168ZM138 223V222H137ZM158 223V222H157ZM154 224V223H153ZM155 224H156V222H155ZM171 224V223H170ZM172 224H173V222H172ZM189 226V225H188ZM187 226V227H188ZM205 226H206V224L205 223H203V224H201V226H199V228L200 229H204L205 228ZM143 229V228H142ZM151 229V228H150ZM177 229V228H176ZM261 231V232H262ZM197 232H198V229H190V231L188 232V234H185V236L187 237L186 239H188V238H192V237H197ZM89 233V234H88ZM146 233H148V232H146ZM264 233V232H263ZM263 233H262V235H263ZM91 234V235H90ZM159 234V233H158ZM24 236L23 237V239H21L20 238V236ZM77 235V234H76ZM88 235H90V236H88ZM181 235V234H180ZM184 235V234H183ZM87 236H88V238H87ZM103 236H106L104 239H102V237ZM149 236V235H148ZM154 236V235H153ZM142 237H143V234H138V233H135V234H133V239L132 240H134V241H136V242H139V241H141V239H142ZM150 237V236H149ZM155 237H159V238H161L160 237V235L159 236H155ZM182 237H184V236H182ZM261 237V236H260ZM263 237H264V235H263ZM61 238V237H60ZM156 238V239H157ZM147 239V238H146ZM221 238L219 237V236H213L207 243H206V245L207 244H209V243H211V244H213V243H216L217 241H219ZM259 239V238H258ZM151 240V239H150ZM154 240H155V238H154ZM154 240H152V241H154ZM159 240V239H158ZM261 240H263V238H261ZM117 241V240H116ZM146 240L144 239L143 240V243L145 242ZM151 241V242H152ZM157 240H155V242H156ZM175 241V239L172 241V242H174ZM188 241V240H187ZM260 241V240H259ZM259 241H257V242H259ZM142 242V241H141ZM171 242V243H172ZM182 242H184V240L182 241ZM158 243V242H157ZM157 243H156V245H157ZM184 243H186V240H185V242ZM190 243V242H189ZM260 243H261V241H260ZM263 243V246H264V242H262ZM117 245H118V243H116ZM175 243H173V245H174ZM259 244V243H258ZM143 245V244H142ZM151 245V244H150ZM149 245V246H150ZM153 245H155L154 243H153ZM173 245H172V248H173ZM242 245V246H243ZM255 245V244H254ZM148 246V247H149ZM152 246V245H151ZM151 246H150V248H151ZM177 246V245H176ZM188 246V245H187ZM208 246V245H207ZM112 247V248H111ZM117 247V246H116ZM153 247H155V246H152V249H153ZM168 247H171V245L170 246H168ZM209 247H211V245L209 246ZM234 247V246H233ZM253 247V246H252ZM256 247H258V246H255L254 248H256ZM260 247V246H259ZM259 247L258 248H256V249H258L259 251H258V254H257V252H256V255H258L257 256V258L256 257H252L251 258V260L252 259H256V261L254 262H244V264H264V247H262V244H261V249H259ZM21 248H23V252L22 253H19L18 251L21 249ZM208 249V247H205V245L204 246H200V248L198 249V251H201V252H203V250H207ZM246 248H250L249 250L248 249H246ZM253 248V249H254ZM116 249V248H115ZM130 250L131 249V246H128L127 247V250ZM149 249V248H148ZM188 249V248H187ZM243 249H242V251H243ZM168 250V249H167ZM255 250V249H254ZM150 251V250H149ZM152 251V250H151ZM173 252L172 250H169L168 252ZM230 251V250H229ZM240 251H241V249H239V250H237V251H234V253H229V252H226V253H224V255H225V258H227V259H230V257H232V256H235V255H239L240 254ZM145 252V251H144ZM255 252V251H254ZM50 254V256H46V254ZM85 253V252H84ZM247 253V252H246ZM22 254V255H21ZM91 254V255H92ZM148 254H152L151 252H148ZM153 254H154V252H153ZM173 254V253H172ZM172 254H171V256H172ZM249 255V254H248ZM256 255H253V256H256ZM94 256V255H93ZM146 256H147V254H146ZM175 256V258H177V260H178V263L177 264H197L196 262H192V261H190V259H182V258H180V257H178L177 255H174ZM148 257V256H147ZM151 257V256H150ZM82 258V257H81ZM134 258V257H133ZM171 257H169V260L171 261H169L170 262V264L172 263V260L171 259H173V257L170 259ZM247 258V257H246ZM248 259H249V257H248ZM177 260H175V259H173V262H176ZM246 260V259H245ZM132 262V260L130 259V260H128V264H129V262ZM163 261V260H162ZM238 261V260H237ZM248 261V260H247ZM250 261V260H249ZM169 262H167L168 264H169ZM133 263V262H132ZM123 264H125V263H123ZM131 264V263H130ZM172 264H176V263H172ZM227 264V263H226Z\"/></svg>",
    "mask_w": 264,
    "mask_h": 264
},
{
    "label": "snow or ice",
    "instance_id": "obj_3",
    "mask_svg": "<svg viewBox=\"0 0 264 264\" xmlns=\"http://www.w3.org/2000/svg\"><path fill=\"white\" fill-rule=\"evenodd\" d=\"M109 198L105 196V201H107ZM101 206H103V202H101ZM118 251L116 249H108L102 251L100 253H97L96 256V264H121V261L118 260L116 257L118 256ZM101 256L103 258H101ZM89 264H92L90 261ZM238 264V262H236Z\"/></svg>",
    "mask_w": 264,
    "mask_h": 264
}]
</instances>
